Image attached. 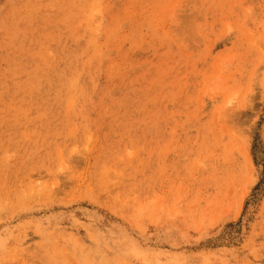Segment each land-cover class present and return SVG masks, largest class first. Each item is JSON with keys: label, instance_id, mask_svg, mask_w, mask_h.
Masks as SVG:
<instances>
[{"label": "rangeland", "instance_id": "rangeland-1", "mask_svg": "<svg viewBox=\"0 0 264 264\" xmlns=\"http://www.w3.org/2000/svg\"><path fill=\"white\" fill-rule=\"evenodd\" d=\"M0 264H264V0H0Z\"/></svg>", "mask_w": 264, "mask_h": 264}, {"label": "bare ground", "instance_id": "bare-ground-1", "mask_svg": "<svg viewBox=\"0 0 264 264\" xmlns=\"http://www.w3.org/2000/svg\"><path fill=\"white\" fill-rule=\"evenodd\" d=\"M229 117H230V116L228 115L227 118L230 119L231 117H230V118H229ZM216 118H217V117H216ZM221 119H224V118L222 117ZM216 120H217V119H216ZM226 122H227V121H226ZM226 122H225V123H226ZM227 123H229V122H227ZM229 124H230V123H229ZM229 124H228V125H229ZM226 125H227V124H226ZM229 126H230V125H229ZM235 126H236V125H235ZM227 127H228V126H227ZM230 127H231V126H230ZM226 129H227V128H226ZM230 134H231V133H230ZM226 135H227V134H226ZM219 139H220V138H219ZM220 140H221V139H220ZM220 140H219V141H220ZM228 142H229V145H230V141H229V140H228ZM226 143H227V142H226ZM231 144H232V143H231ZM235 144H236V143H235ZM218 145H219V143H218ZM227 145H228V143H227ZM227 145H226V146H227ZM216 147H218V146H216ZM224 147H225V146H224ZM230 147L233 149V146H230ZM222 148H223V147H222ZM225 148H229V146H227V147H225ZM232 149H230V150H232ZM216 151H217V149H216ZM216 151H215V152H216ZM225 151H226V150H225ZM213 152H214V151H213ZM217 152H218V151H217ZM233 152H234V150H233ZM227 153H229V150L227 151ZM230 153H231V151H230ZM230 153L227 154V157L230 155ZM217 154H218V153H217ZM231 155H232V154H231ZM225 158H226V157H225Z\"/></svg>", "mask_w": 264, "mask_h": 264}]
</instances>
